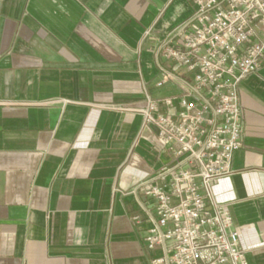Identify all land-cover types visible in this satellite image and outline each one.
Instances as JSON below:
<instances>
[{
	"label": "crops",
	"instance_id": "obj_1",
	"mask_svg": "<svg viewBox=\"0 0 264 264\" xmlns=\"http://www.w3.org/2000/svg\"><path fill=\"white\" fill-rule=\"evenodd\" d=\"M189 0H0V264H151L154 201L173 164L145 94L182 93L160 47ZM158 83H162L158 85ZM243 144L213 186L248 264H264V64L239 85Z\"/></svg>",
	"mask_w": 264,
	"mask_h": 264
},
{
	"label": "built area",
	"instance_id": "obj_2",
	"mask_svg": "<svg viewBox=\"0 0 264 264\" xmlns=\"http://www.w3.org/2000/svg\"><path fill=\"white\" fill-rule=\"evenodd\" d=\"M191 28L158 54L177 63L182 93L154 99L136 111L156 127L173 164L157 182L141 185L154 201L147 247L161 254L151 264H248L233 215L213 186L233 172L243 144L239 85L264 64V0H189ZM162 83H158L161 85Z\"/></svg>",
	"mask_w": 264,
	"mask_h": 264
}]
</instances>
